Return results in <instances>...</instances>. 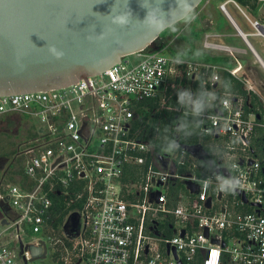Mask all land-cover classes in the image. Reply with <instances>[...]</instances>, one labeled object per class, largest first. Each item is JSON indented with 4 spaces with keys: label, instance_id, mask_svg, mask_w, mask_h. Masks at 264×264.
<instances>
[{
    "label": "built area",
    "instance_id": "1",
    "mask_svg": "<svg viewBox=\"0 0 264 264\" xmlns=\"http://www.w3.org/2000/svg\"><path fill=\"white\" fill-rule=\"evenodd\" d=\"M227 3L240 8L227 0L224 14ZM202 48L235 65L144 50L66 87L0 97V116L34 126L14 152L16 182L0 185L12 212L0 264H28L40 241L52 264H264V103L252 112L256 78L235 49L207 35ZM223 72L246 94L221 90Z\"/></svg>",
    "mask_w": 264,
    "mask_h": 264
},
{
    "label": "water",
    "instance_id": "2",
    "mask_svg": "<svg viewBox=\"0 0 264 264\" xmlns=\"http://www.w3.org/2000/svg\"><path fill=\"white\" fill-rule=\"evenodd\" d=\"M201 1L0 0V97L66 87L157 50L159 35ZM40 243L30 249L33 260L44 258Z\"/></svg>",
    "mask_w": 264,
    "mask_h": 264
},
{
    "label": "rangeland",
    "instance_id": "3",
    "mask_svg": "<svg viewBox=\"0 0 264 264\" xmlns=\"http://www.w3.org/2000/svg\"><path fill=\"white\" fill-rule=\"evenodd\" d=\"M220 1L222 0H202L199 6L191 11L183 20L166 29L159 35L155 42L157 50H162L167 55H171L172 53L176 55H183L184 53H189L192 45H194L195 50L199 48L201 49V31H199L200 24L194 23L192 26L190 21L191 17L197 11H202L203 8V11H215V17L217 16V18H221L217 5ZM231 7L232 4L229 3L226 6V9L229 11L231 10ZM261 23L264 24V22ZM250 28L253 29L256 34L255 29L252 26H250ZM192 37H194L193 40ZM254 39H258L264 48V38L262 36H256V38L249 37L250 42ZM133 57H129V59L135 60ZM246 57H248V59L252 58L250 55ZM254 61L251 63L252 65L254 64L253 66L251 65L252 74H250L244 66L240 74L242 76H249L250 79H252V77L256 78V92L258 97L264 101V69L261 64H255L256 62ZM258 80H260L262 84H259ZM176 122L180 125V128L183 126L186 127L187 136L191 138L188 142H194V139L196 138L197 126L192 119L186 121L184 118L179 116V119ZM33 128L34 126L31 124V120L27 118L25 119L24 117H20L18 115L0 116V185H2V183L12 182L11 179H15V175H20V162L18 159L17 163L14 162V158L16 157L15 154L13 156L12 152H15L16 147L27 138ZM180 128L176 129L177 133L180 132ZM1 211L2 210L0 209V212ZM56 254L55 250L49 245L44 259L38 258L32 260L28 264H52L55 261Z\"/></svg>",
    "mask_w": 264,
    "mask_h": 264
},
{
    "label": "crops",
    "instance_id": "4",
    "mask_svg": "<svg viewBox=\"0 0 264 264\" xmlns=\"http://www.w3.org/2000/svg\"><path fill=\"white\" fill-rule=\"evenodd\" d=\"M226 1L227 0H222L218 2L217 5L219 6L221 3H224ZM228 4L229 3L225 5V10L227 14H224L218 8L221 14V18H217V16L215 17V11H203V8L202 11H197L192 15L190 20L192 26L194 25V23L200 24L199 31H201V49L199 48L200 50H195L194 45H192L190 48L191 52H189V54L193 59L196 58L204 62L219 63L226 68H231L235 65V62L232 61L230 58H227L225 54L204 50L202 48V42L205 39V36L207 35L208 41L210 43L235 49L237 51L236 57L238 62L245 60L249 63V65H252L251 63L254 60V62H256L255 64H260V60L264 64V48L262 47V44L258 39H254L252 42L249 41V37L256 38L257 36L255 35L254 30L250 28L251 23L255 21L259 23L264 22V4H260L258 6V10L256 12L255 17H252L241 8L238 9L233 4L231 10L228 11L226 9V6ZM242 35L246 40L243 38ZM193 39L194 37H192V40ZM246 41L248 42L250 47L247 46ZM199 52L202 54L201 57L197 56ZM245 55H250L252 58L248 59V57H246ZM222 59L226 62H220V60ZM258 100L259 102L262 101L264 103V101L260 98ZM11 180L15 181V179ZM0 209L2 210L0 212V227L2 228V226L6 222L5 220H7L5 217L10 219L12 212L7 213V208L2 203H0ZM5 241L8 244H12L9 239H5Z\"/></svg>",
    "mask_w": 264,
    "mask_h": 264
},
{
    "label": "trees",
    "instance_id": "5",
    "mask_svg": "<svg viewBox=\"0 0 264 264\" xmlns=\"http://www.w3.org/2000/svg\"><path fill=\"white\" fill-rule=\"evenodd\" d=\"M242 10H244L246 13H248L249 15H251L252 17H255L256 15V12L258 10V6L259 4L257 3V0H233ZM191 52V51H189ZM197 52V51H196ZM171 55H175L176 54H171ZM177 56H181V57H191V55L189 53H184L183 55H177ZM198 57H201L202 54L199 52ZM192 58V57H191ZM196 59V58H194ZM219 61V60H218ZM220 62H226L224 61L223 59L220 60ZM242 63V66L246 67V70L248 69H251L252 70V66L249 65L248 62H246L245 60L241 61ZM234 65V64H233ZM220 88L221 90H226V91H236L237 93L239 94H243L245 95L246 93L241 89V84L239 82H237L234 78H232V76L227 73V72H223L221 74V82H220ZM201 98V97H200ZM247 99H249V102H250V105H251V109H252V112L255 113V114H261L263 113L261 111V103L259 102V98L258 96H256L255 94L253 93H250L248 96H247ZM248 111H251V110H248ZM172 116L170 115L169 117V120L167 122V126L171 123V120H172ZM165 126V128L167 127ZM263 133L260 129L257 130V135L255 137V140L256 141H263ZM159 150V148H157V151ZM13 153V156H14V151L12 152ZM14 162L17 163V159L14 158Z\"/></svg>",
    "mask_w": 264,
    "mask_h": 264
},
{
    "label": "clouds",
    "instance_id": "6",
    "mask_svg": "<svg viewBox=\"0 0 264 264\" xmlns=\"http://www.w3.org/2000/svg\"><path fill=\"white\" fill-rule=\"evenodd\" d=\"M153 22H154V21H153ZM119 23H125V19H124V18H120V19H119ZM52 51H53L54 54H56V53H55V49H53ZM57 55H58V54H57ZM197 108H199V106H197Z\"/></svg>",
    "mask_w": 264,
    "mask_h": 264
},
{
    "label": "bare ground",
    "instance_id": "7",
    "mask_svg": "<svg viewBox=\"0 0 264 264\" xmlns=\"http://www.w3.org/2000/svg\"><path fill=\"white\" fill-rule=\"evenodd\" d=\"M262 66V65H261ZM263 67V66H262ZM263 69H264V67H263Z\"/></svg>",
    "mask_w": 264,
    "mask_h": 264
}]
</instances>
